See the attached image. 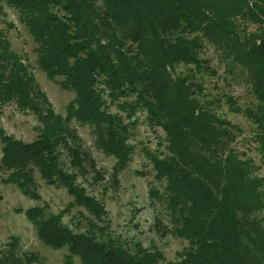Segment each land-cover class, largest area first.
<instances>
[{
  "label": "trees",
  "instance_id": "trees-1",
  "mask_svg": "<svg viewBox=\"0 0 264 264\" xmlns=\"http://www.w3.org/2000/svg\"><path fill=\"white\" fill-rule=\"evenodd\" d=\"M7 8L37 45L38 68L75 93L67 116L56 113L0 28V109L16 103L40 122L30 143L0 123L3 182L38 198L39 174L48 185L66 188L70 207L90 216L82 231L64 222L65 212L19 210L42 243L67 249L68 260L82 264L165 261L162 251L115 236L105 206L79 181L89 173L80 161L91 159L75 124L93 127L95 147L117 160L116 171L126 169L136 150L128 120L141 109L164 132L159 148L145 151L161 185L151 196L166 205L172 233L188 244L177 264H264V179L259 166L231 146L236 126L218 111L224 101L249 119L264 154V0H0V15ZM252 25L256 30L248 32ZM207 43L217 45L233 76L226 84L250 85V102L242 106L233 95L206 92L207 75L218 76L205 57ZM71 151L78 161L66 164L63 155L68 159ZM38 261L17 237L0 245V264Z\"/></svg>",
  "mask_w": 264,
  "mask_h": 264
},
{
  "label": "rangeland",
  "instance_id": "rangeland-1",
  "mask_svg": "<svg viewBox=\"0 0 264 264\" xmlns=\"http://www.w3.org/2000/svg\"><path fill=\"white\" fill-rule=\"evenodd\" d=\"M0 28L10 41L12 49L21 56L23 63L35 75L38 85L53 104L56 113L66 117V106L75 98V93L63 89L38 68L37 45L20 22L18 13L7 8L0 15ZM255 30L256 26L252 25L248 32ZM219 54L217 45L207 43L205 57L212 60L218 76L207 75L206 92H211L215 96L223 93L233 95L243 106L253 99L252 89L246 81L241 83L231 81L230 85L226 84L224 78L226 77L228 81L232 80L233 76L226 72L225 64L220 62ZM181 70L184 68H179L178 71L181 72ZM224 104L223 101V106L218 110L219 113L230 121L232 126H236L232 129L234 141L231 146L251 158L259 166L258 174L264 179V154L258 149L253 125L249 119L232 112L229 106ZM140 110L128 120L129 133L132 136L129 142L136 147L132 161L126 169L117 171L114 169L117 160L95 147L94 128L75 124L77 134L83 141L82 151L84 153L85 150L91 159L85 162L80 161L78 166L89 169V173L81 176L79 181L105 206L115 236H120L122 241H127L130 245L140 242L146 248L162 251L165 261L161 264H177L180 260L178 255L188 244L172 233L173 223L166 205L160 204L151 196V188H160L161 185L153 177V165L145 151L148 149L155 152L159 148V139L164 137V132L160 128L151 126L146 119V112ZM112 111L121 113L116 107H113ZM0 114V123L9 135L28 143L35 141L38 134L36 127L40 125V122L34 113H24L16 103H9L1 106ZM133 121L136 122L135 125L132 124ZM80 146L77 143L76 147L80 148ZM72 154L74 153L71 151L67 159L68 155L64 153L63 160L66 164L68 160L78 161ZM77 157L82 159L81 154ZM1 158L0 143V161ZM94 164L95 169L92 170ZM4 177L5 174H0V194L3 197L0 201V245L8 243L14 236L20 239L24 251L38 255L39 264H82L79 258L70 262L67 249H52L42 243L24 212H19V210L24 211L36 206L45 207L51 214L65 212L64 222L74 230L84 231L87 227V220L84 219L90 216L83 207H70L69 203L73 202V198L66 188L48 185L39 174H36L38 198H33L26 195L17 185L3 182Z\"/></svg>",
  "mask_w": 264,
  "mask_h": 264
}]
</instances>
